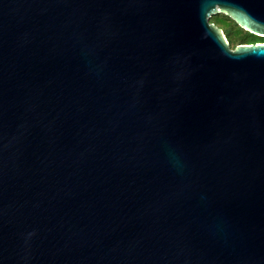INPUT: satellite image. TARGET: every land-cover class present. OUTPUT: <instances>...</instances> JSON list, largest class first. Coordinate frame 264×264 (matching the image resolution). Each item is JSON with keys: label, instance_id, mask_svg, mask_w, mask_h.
Wrapping results in <instances>:
<instances>
[{"label": "water", "instance_id": "water-1", "mask_svg": "<svg viewBox=\"0 0 264 264\" xmlns=\"http://www.w3.org/2000/svg\"><path fill=\"white\" fill-rule=\"evenodd\" d=\"M264 0H0V264H264Z\"/></svg>", "mask_w": 264, "mask_h": 264}, {"label": "rangeland", "instance_id": "rangeland-1", "mask_svg": "<svg viewBox=\"0 0 264 264\" xmlns=\"http://www.w3.org/2000/svg\"><path fill=\"white\" fill-rule=\"evenodd\" d=\"M221 15L222 14L212 16L209 19V22L222 29L228 38H231L232 40L240 39L242 32H239V29L237 28L238 26L230 18H228L230 20H226V18L223 17L224 15ZM230 48H232V45H230Z\"/></svg>", "mask_w": 264, "mask_h": 264}, {"label": "trees", "instance_id": "trees-1", "mask_svg": "<svg viewBox=\"0 0 264 264\" xmlns=\"http://www.w3.org/2000/svg\"><path fill=\"white\" fill-rule=\"evenodd\" d=\"M219 15V14H217ZM223 16V14L221 15ZM226 18V20H230L228 19L227 16H223ZM237 27V26H236ZM239 29V32H242V36L240 39H236V40H232L231 38H228L226 36V34L223 32L226 40L228 41L229 45H232V48H234L236 45L238 44H255V43H264V38H261V37H257V36H254L242 29H240L239 27H237Z\"/></svg>", "mask_w": 264, "mask_h": 264}]
</instances>
